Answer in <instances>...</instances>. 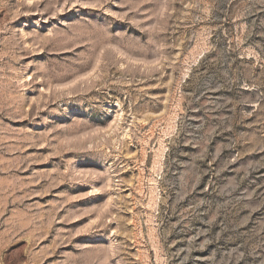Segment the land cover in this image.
Segmentation results:
<instances>
[{
    "label": "rangeland",
    "instance_id": "obj_1",
    "mask_svg": "<svg viewBox=\"0 0 264 264\" xmlns=\"http://www.w3.org/2000/svg\"><path fill=\"white\" fill-rule=\"evenodd\" d=\"M0 264H264V0H0Z\"/></svg>",
    "mask_w": 264,
    "mask_h": 264
}]
</instances>
